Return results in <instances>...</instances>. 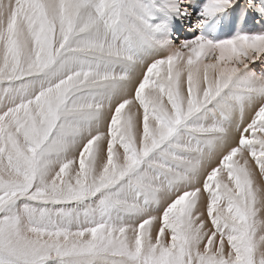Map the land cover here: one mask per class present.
Here are the masks:
<instances>
[{
	"label": "snow or ice",
	"instance_id": "snow-or-ice-1",
	"mask_svg": "<svg viewBox=\"0 0 264 264\" xmlns=\"http://www.w3.org/2000/svg\"><path fill=\"white\" fill-rule=\"evenodd\" d=\"M0 264H264V0H0Z\"/></svg>",
	"mask_w": 264,
	"mask_h": 264
},
{
	"label": "rangeland",
	"instance_id": "rangeland-1",
	"mask_svg": "<svg viewBox=\"0 0 264 264\" xmlns=\"http://www.w3.org/2000/svg\"><path fill=\"white\" fill-rule=\"evenodd\" d=\"M194 1L197 2V3L199 2V0H194ZM240 2H241V5H243L244 0H240ZM258 20H259V17H255L254 18L251 14H249L248 21H247L248 22V26H251V23H252V25L253 24L256 25L257 24L256 21H258ZM183 25H181V24L179 25V23H178V25L175 26L177 29L173 28V31H174L173 32V37H174V39L176 40L177 43H179L180 40L188 38V28H189V26L187 25L186 22ZM258 25H260V23H258ZM260 27H262V26L260 25ZM178 28H180L179 31H178ZM254 67L255 68H253V69H255L257 72H259L261 67H262V65L257 63Z\"/></svg>",
	"mask_w": 264,
	"mask_h": 264
},
{
	"label": "bare ground",
	"instance_id": "bare-ground-1",
	"mask_svg": "<svg viewBox=\"0 0 264 264\" xmlns=\"http://www.w3.org/2000/svg\"><path fill=\"white\" fill-rule=\"evenodd\" d=\"M194 2H195V1H194ZM237 11H239V10H237ZM247 21H248V20H247ZM256 23H257V22H256ZM256 23H255V24H256ZM176 25H178V24H176ZM179 25H180V24H179ZM257 25H258V23H257L256 25H254V24L252 25V23H251V26H248V22H247V26H248V28H250V29L253 30V31L260 30V28H261L260 25H261V24L258 25V26H257ZM183 26H184V25H183ZM261 26H262V25H261ZM174 28L177 29L176 27H174ZM179 29H180V28H178V31H179ZM178 31H177V32H178ZM173 32H174V31H173ZM177 32H176V33H177ZM185 33H186V32H185ZM177 35H178V34H177ZM254 68H255V67H254ZM143 70H144V69H143V66H141L140 68H138V69L136 70V75H137V77H139V76L142 74ZM253 70H255V69H253ZM255 71H256V70H255ZM238 135H239L238 132H236L235 129H233V131H232V140H233V142H235V140L238 139Z\"/></svg>",
	"mask_w": 264,
	"mask_h": 264
}]
</instances>
